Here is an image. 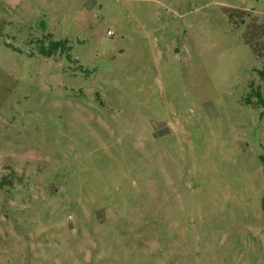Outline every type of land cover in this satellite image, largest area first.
I'll use <instances>...</instances> for the list:
<instances>
[{"label":"rangeland","instance_id":"374dc122","mask_svg":"<svg viewBox=\"0 0 264 264\" xmlns=\"http://www.w3.org/2000/svg\"><path fill=\"white\" fill-rule=\"evenodd\" d=\"M263 67L264 0H0V264H264Z\"/></svg>","mask_w":264,"mask_h":264},{"label":"trees","instance_id":"16d2710c","mask_svg":"<svg viewBox=\"0 0 264 264\" xmlns=\"http://www.w3.org/2000/svg\"><path fill=\"white\" fill-rule=\"evenodd\" d=\"M69 49L70 46H68V40H51L49 45H46L44 43L40 45L39 53L46 57H52L56 55L58 52L63 53ZM255 49H256L255 52H258L259 50L258 47H255ZM67 57L71 59V55L69 54V51L67 53ZM258 73L264 83V67L258 70ZM251 87H252L251 92L245 97V103L249 105H255L256 107L264 108V93L261 89V86L254 87L253 83H251ZM260 159L264 167V153L260 156Z\"/></svg>","mask_w":264,"mask_h":264},{"label":"built area","instance_id":"2783aa9c","mask_svg":"<svg viewBox=\"0 0 264 264\" xmlns=\"http://www.w3.org/2000/svg\"><path fill=\"white\" fill-rule=\"evenodd\" d=\"M109 33H110V34H113V32H112V31H110Z\"/></svg>","mask_w":264,"mask_h":264}]
</instances>
